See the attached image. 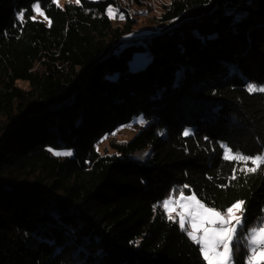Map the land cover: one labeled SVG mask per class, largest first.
<instances>
[{
  "label": "trees",
  "instance_id": "trees-1",
  "mask_svg": "<svg viewBox=\"0 0 264 264\" xmlns=\"http://www.w3.org/2000/svg\"><path fill=\"white\" fill-rule=\"evenodd\" d=\"M149 1L39 0L49 27L29 18L37 0H0V264H205L154 212L184 185L217 210L245 200L247 227L264 216V173L230 181L219 146L264 143V93L246 91L264 85V0H171L140 22ZM139 52L149 62L130 71Z\"/></svg>",
  "mask_w": 264,
  "mask_h": 264
},
{
  "label": "snow or ice",
  "instance_id": "snow-or-ice-1",
  "mask_svg": "<svg viewBox=\"0 0 264 264\" xmlns=\"http://www.w3.org/2000/svg\"><path fill=\"white\" fill-rule=\"evenodd\" d=\"M80 3V0H69V3ZM97 2V0H92ZM52 3L60 7L59 0H52ZM45 11L41 8L39 0L33 6V12L44 17L51 27L52 21L45 16ZM110 19L118 18L124 20V15L118 12L114 13L110 6L106 10ZM25 11L17 14V19L24 21ZM34 22L35 15L29 17ZM23 23H21V28ZM246 91L249 94L264 93V85L248 83ZM138 123L144 126L147 121L143 117L138 118ZM126 127H131L128 125ZM163 135L164 133H159ZM194 130L185 129L183 136H194ZM112 135H115L113 133ZM207 140L208 138L205 137ZM258 143L261 141L258 140ZM223 150L222 160L225 162H235L232 167V175L228 178L230 181L238 179L237 173L243 175L264 173V143H261V151L255 155H249L240 150L233 151L229 145L220 143ZM53 155L58 157L71 156V151H53ZM144 155H147L145 153ZM143 158V157H141ZM212 179V177H208ZM218 187H222L218 185ZM184 185L181 189H174L173 193L179 192V199H174L173 195L165 198L160 204L154 206V212L162 207L170 222L178 223L180 230L186 234L187 238L198 246L200 255L205 264H235V256L243 245L245 250L244 264H264V216L258 218L256 224L251 227L246 226V201L243 199L233 202L226 210H217L216 206L203 202V197L198 194H184ZM264 212V209H261ZM175 212V216L173 215ZM178 217V220L176 219Z\"/></svg>",
  "mask_w": 264,
  "mask_h": 264
},
{
  "label": "rangeland",
  "instance_id": "rangeland-1",
  "mask_svg": "<svg viewBox=\"0 0 264 264\" xmlns=\"http://www.w3.org/2000/svg\"><path fill=\"white\" fill-rule=\"evenodd\" d=\"M117 1L122 5V7H124V8L128 7L127 4L129 2V0H117ZM170 1L171 0H151V1H149V4L146 7L143 6L141 8H134L133 11L137 12V13H141V16H136L138 18V20L141 22V21H144L145 19H148V18H151L153 16L158 15L161 12V5L162 4H169ZM66 2H69V0H59L60 7H63ZM145 9H149V10L145 11ZM35 17L37 20L47 22V20H45L44 17L39 16L36 13H35ZM117 18H118V16H117ZM148 62H149V58L146 54L141 53V52L135 53L133 59L129 62V70L133 71L136 69H140V68L144 67ZM17 85L24 88V89H27V87H28L27 84H25L21 81H18ZM138 118H140V117H136L133 120V123L130 124L131 128H127L125 126L124 128H122L118 132H113V133H115V135H112L113 134L112 133V134L107 135L106 137L102 138L101 141L98 142V144H97V149H98L99 153H101V154H104L105 152H111L112 153L111 147H110V145H111L110 143H112V140H114L115 142L116 141H127V140H130L131 138H133V136L136 134L137 126L135 123L138 122ZM56 151H58V150H56ZM60 152H62V151H60ZM145 153H147V155H144ZM149 156H150V151L147 149V150L135 153L133 155V158L135 160H139V161L144 162ZM141 157H143V158H141ZM185 195L187 196V194H185ZM189 195H191V194H189ZM173 198L179 199V194L177 196H174ZM173 215L175 216V212H173ZM176 219L178 220V217H176Z\"/></svg>",
  "mask_w": 264,
  "mask_h": 264
},
{
  "label": "bare ground",
  "instance_id": "bare-ground-1",
  "mask_svg": "<svg viewBox=\"0 0 264 264\" xmlns=\"http://www.w3.org/2000/svg\"><path fill=\"white\" fill-rule=\"evenodd\" d=\"M126 126H128V125H126ZM127 128H131V127H127Z\"/></svg>",
  "mask_w": 264,
  "mask_h": 264
},
{
  "label": "crops",
  "instance_id": "crops-1",
  "mask_svg": "<svg viewBox=\"0 0 264 264\" xmlns=\"http://www.w3.org/2000/svg\"><path fill=\"white\" fill-rule=\"evenodd\" d=\"M162 208V207H161ZM163 209V208H162Z\"/></svg>",
  "mask_w": 264,
  "mask_h": 264
}]
</instances>
